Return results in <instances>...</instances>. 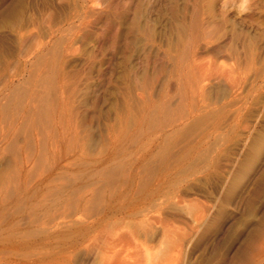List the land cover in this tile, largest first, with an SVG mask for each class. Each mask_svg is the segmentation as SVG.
Listing matches in <instances>:
<instances>
[{
    "label": "rangeland",
    "instance_id": "1",
    "mask_svg": "<svg viewBox=\"0 0 264 264\" xmlns=\"http://www.w3.org/2000/svg\"><path fill=\"white\" fill-rule=\"evenodd\" d=\"M0 264H264V0H0Z\"/></svg>",
    "mask_w": 264,
    "mask_h": 264
}]
</instances>
